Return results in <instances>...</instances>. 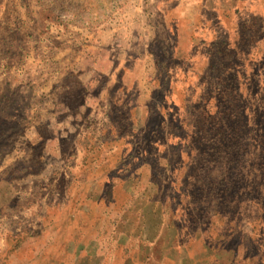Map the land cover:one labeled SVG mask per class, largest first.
<instances>
[{
    "label": "rangeland",
    "instance_id": "obj_1",
    "mask_svg": "<svg viewBox=\"0 0 264 264\" xmlns=\"http://www.w3.org/2000/svg\"><path fill=\"white\" fill-rule=\"evenodd\" d=\"M264 264V0H0V264Z\"/></svg>",
    "mask_w": 264,
    "mask_h": 264
},
{
    "label": "crops",
    "instance_id": "obj_2",
    "mask_svg": "<svg viewBox=\"0 0 264 264\" xmlns=\"http://www.w3.org/2000/svg\"><path fill=\"white\" fill-rule=\"evenodd\" d=\"M190 264H203V263H200L199 261H197V262H192Z\"/></svg>",
    "mask_w": 264,
    "mask_h": 264
}]
</instances>
